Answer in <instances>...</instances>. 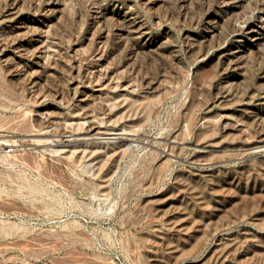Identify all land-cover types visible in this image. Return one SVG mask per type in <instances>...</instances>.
I'll return each instance as SVG.
<instances>
[{"label":"rangeland","instance_id":"1","mask_svg":"<svg viewBox=\"0 0 264 264\" xmlns=\"http://www.w3.org/2000/svg\"><path fill=\"white\" fill-rule=\"evenodd\" d=\"M263 16L0 0V264H264Z\"/></svg>","mask_w":264,"mask_h":264},{"label":"bare ground","instance_id":"2","mask_svg":"<svg viewBox=\"0 0 264 264\" xmlns=\"http://www.w3.org/2000/svg\"><path fill=\"white\" fill-rule=\"evenodd\" d=\"M233 1V0H232ZM246 1V0H245ZM242 3V2H241ZM261 10V9H260ZM262 15V14H261ZM264 17V16H263ZM125 18V17H124ZM31 19V18H30ZM249 19V18H248ZM261 19V18H260ZM28 20V19H27ZM250 20V19H249ZM257 20V19H256ZM136 21V20H135ZM253 22H254V20H253ZM26 23V22H25ZM22 24V23H21ZM34 24V23H33ZM141 24V23H140ZM38 26V25H37ZM131 26V25H130ZM129 26V27H130ZM31 27V26H30ZM238 27V26H237ZM259 27H261V26H259ZM257 28V27H256ZM143 30V29H142ZM250 32L251 31H256V29L253 27V26H249V29H248ZM259 30V29H258ZM132 31V30H131ZM235 31H237V30H235ZM243 32V31H242ZM249 32V33H250ZM259 32V31H258ZM131 34V33H130ZM129 34V35H130ZM140 35V34H139ZM145 35V34H144ZM243 35V34H242ZM254 35H256V33L254 34ZM44 36V35H43ZM8 37V36H7ZM35 37V36H34ZM47 37V36H46ZM234 37V36H233ZM236 37V36H235ZM243 37V36H242ZM45 38V37H44ZM237 39V38H236ZM244 39V38H243ZM145 40V39H144ZM253 40V39H252ZM256 40V39H255ZM20 41V40H19ZM237 41V40H236ZM257 42V41H256ZM259 42V41H258ZM37 43V42H36ZM94 43V42H93ZM221 44V43H220ZM22 46V45H21ZM41 46V45H40ZM17 47V46H16ZM31 47V46H30ZM47 47V46H46ZM50 47H52V46H50ZM225 47V46H224ZM22 50V49H21ZM18 51V50H17ZM50 51V50H49ZM18 53V52H17ZM47 54L49 55V53L47 52ZM47 54H46V57H47ZM18 55H19V53H18ZM40 55V54H39ZM9 57V56H8ZM45 57V58H46ZM21 58V57H20ZM99 58V57H98ZM34 60V59H33ZM10 61V60H9ZM18 62V61H17ZM38 63V62H37ZM40 63V62H39ZM15 64V63H14ZM38 65V64H37ZM100 65V64H99ZM98 69V68H97ZM101 69V68H100ZM102 70V69H101ZM38 74V73H37ZM99 74H100V72H99ZM108 74V73H107ZM94 75V74H93ZM96 75V74H95ZM94 75V76H95ZM109 75V74H108ZM110 77V76H109ZM108 77V78H109ZM112 78V77H111ZM102 79V78H101ZM101 79H99V80H101ZM110 80V79H109ZM115 80V79H114ZM125 80V79H124ZM123 80V81H124ZM129 80V79H128ZM98 83H99V81H98V79L96 80ZM103 81V80H102ZM93 82H95V79H94V81ZM96 82V83H97ZM101 83V82H100ZM112 83V82H111ZM122 83V82H121ZM117 84V83H116ZM130 84V83H129ZM101 85H102V83H101ZM113 85V84H112ZM119 85V84H118ZM133 85V84H132ZM93 86H95V84L93 85ZM108 86H111V85H109L108 84ZM121 87H123V86H121ZM129 87V86H128ZM100 88V87H99ZM118 88V87H117ZM116 87H115V89H117ZM155 88V87H154ZM103 89V88H102ZM110 89V88H109ZM131 89H132V87H131ZM98 90V89H97ZM133 90V89H132ZM131 90V91H132ZM107 91V90H106ZM114 91V90H113ZM125 92H126V90H124ZM129 91H130V89H129ZM128 91V92H129ZM100 92V91H99ZM111 93H113V92H111ZM120 93V92H119ZM131 93V92H130ZM98 94V93H97ZM101 94H103V92L101 93ZM110 94V93H109ZM90 95V94H89ZM100 95V94H99ZM106 95V94H105ZM111 95V94H110ZM131 95H132V93H131ZM130 96V95H129ZM42 97V96H41ZM91 97V96H90ZM115 97V96H114ZM126 98H127V96H125ZM132 97V96H131ZM92 98V97H91ZM118 98V97H117ZM35 99H36V97H35ZM116 99V98H115ZM125 99V98H124ZM85 100V99H84ZM38 101V100H37ZM123 101V100H122ZM121 101V102H122ZM122 105V104H121ZM88 106V105H87ZM78 108V107H77ZM82 108V107H81ZM39 110V109H38ZM77 111V110H76ZM94 111V110H93ZM93 111H92V113H93ZM89 112V111H88ZM60 113V112H59ZM90 113V112H89ZM89 113H87L86 112V115H85V117H86V119L91 123V126H90V130H89V132L87 133V136H85V137H83V138H93V137H102V136H117V135H119L121 132L120 131H106V130H102V128L100 129V127H97L92 121H93V118H92V116L89 114ZM40 114V113H39ZM50 114V113H49ZM96 114V113H95ZM38 115V114H37ZM68 116V115H67ZM84 116V115H83ZM82 116V117H83ZM96 116V115H95ZM47 117V116H46ZM72 117V116H71ZM74 117V116H73ZM76 117V116H75ZM94 117V116H93ZM99 117V116H98ZM110 117H111V115H110ZM96 119H97V117H95ZM49 119V118H48ZM58 119H59V117H58ZM71 119V118H70ZM75 119V118H74ZM54 120V119H53ZM60 120V119H59ZM63 120V119H62ZM66 120V119H65ZM73 120V119H72ZM85 120V119H84ZM84 120H83V122H84ZM98 120V119H97ZM46 121V120H45ZM51 121V120H50ZM49 121V122H50ZM55 121V120H54ZM68 121V120H67ZM81 121V120H80ZM88 121H86V122H88ZM58 122V121H57ZM97 122V121H96ZM60 123V122H59ZM65 124V123H64ZM89 124V123H88ZM55 125H56V123H55ZM54 125V126H55ZM101 124L99 123V126H100ZM50 126V125H49ZM105 126V125H104ZM46 127V126H45ZM42 128H43V126H42ZM107 128V127H106ZM113 128V127H112ZM108 129V128H107ZM116 129V128H115ZM113 130V129H112ZM118 130V129H117ZM65 131V130H64ZM122 131V130H121ZM124 134V133H123ZM65 135L66 136H71V133H65ZM123 136V135H122ZM131 136V135H130ZM124 137V136H123ZM136 137V136H135ZM82 137H77V139H81ZM9 139V138H8ZM47 139V138H46ZM102 139V138H101ZM114 139V138H113ZM263 139V138H262ZM3 140V139H2ZM12 140V139H11ZM88 140V139H87ZM98 140V139H97ZM104 140V139H103ZM110 140V139H109ZM129 140V139H128ZM1 141V140H0ZM47 143H49V144H51V143H55V142H53V140L52 141H47ZM93 162V161H92ZM203 163V162H202ZM200 164V163H199ZM201 165V164H200ZM203 165V164H202ZM17 242H18V240H17Z\"/></svg>","mask_w":264,"mask_h":264},{"label":"built area","instance_id":"3","mask_svg":"<svg viewBox=\"0 0 264 264\" xmlns=\"http://www.w3.org/2000/svg\"><path fill=\"white\" fill-rule=\"evenodd\" d=\"M10 150V148H8Z\"/></svg>","mask_w":264,"mask_h":264}]
</instances>
